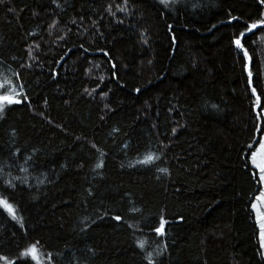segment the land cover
Instances as JSON below:
<instances>
[{
  "label": "trees",
  "instance_id": "obj_1",
  "mask_svg": "<svg viewBox=\"0 0 264 264\" xmlns=\"http://www.w3.org/2000/svg\"><path fill=\"white\" fill-rule=\"evenodd\" d=\"M13 89L0 264H264V0H0Z\"/></svg>",
  "mask_w": 264,
  "mask_h": 264
},
{
  "label": "snow or ice",
  "instance_id": "obj_2",
  "mask_svg": "<svg viewBox=\"0 0 264 264\" xmlns=\"http://www.w3.org/2000/svg\"><path fill=\"white\" fill-rule=\"evenodd\" d=\"M162 4H165L167 6L168 0H160ZM257 24H252L248 26V31H252L253 29L257 28ZM241 37L244 36V33L240 34ZM235 46L238 49H243V45L241 43L240 39H236L233 41ZM244 56L247 58L248 53L246 50H244ZM249 77L251 78V73H249ZM249 83L251 84V79L249 80ZM252 94L256 96L257 98V103H260V96L256 93L255 87L252 88ZM20 93H16L15 90L13 89L12 92L4 95H0V112H2L5 108V106L13 105V104H19L20 100L17 98ZM261 135L258 136V138L253 142L248 145L249 147V152L250 155L248 156L249 163L251 165V168L253 170V177L255 178L256 172H259V179L262 183H264V128L259 129ZM258 146V147H257ZM259 156V159H258ZM153 157L151 155L147 156L144 161H141L142 163H149L151 162ZM100 165H98L99 167ZM161 172H167V169H160ZM256 202L251 203V207L253 212H255L256 217H257V223L259 224L260 227V239H261V247L264 248V190H261L259 195L256 196L255 198ZM259 202V203H257ZM0 206L4 207L9 214L15 216V212L13 207L8 204L4 200H0ZM115 219L119 220L120 217L117 216ZM164 227V221L161 219L160 227H157L155 231L163 235V229ZM138 246L143 247V244L140 243ZM37 250L33 246V248L30 250V252L26 253V255H31L33 260L38 261V257L36 254ZM151 264V262H150Z\"/></svg>",
  "mask_w": 264,
  "mask_h": 264
},
{
  "label": "rangeland",
  "instance_id": "obj_3",
  "mask_svg": "<svg viewBox=\"0 0 264 264\" xmlns=\"http://www.w3.org/2000/svg\"><path fill=\"white\" fill-rule=\"evenodd\" d=\"M0 95H2L1 94V92H0ZM263 116H264V111H263ZM258 147V146H257ZM258 159H259V156H258ZM257 174H258V177H259V172L257 171ZM260 180V179H259ZM260 183H261V190H264V183H262L261 181H260ZM260 190V191H261ZM260 193V192H259ZM259 193L257 194V195H259ZM256 195V196H257ZM256 198V197H255ZM253 202H256L255 201V199H254V201ZM257 203H259V202H257ZM254 214H255V212H254ZM255 219H256V221H257V217H256V214H255ZM257 225H258V227H259V224L257 223ZM259 240H260V247H261V239H260V227H259ZM261 252H262V255H263V258H264V248H262L261 247Z\"/></svg>",
  "mask_w": 264,
  "mask_h": 264
},
{
  "label": "water",
  "instance_id": "obj_4",
  "mask_svg": "<svg viewBox=\"0 0 264 264\" xmlns=\"http://www.w3.org/2000/svg\"><path fill=\"white\" fill-rule=\"evenodd\" d=\"M20 100V99H19ZM21 104V100H20V103H19V105Z\"/></svg>",
  "mask_w": 264,
  "mask_h": 264
}]
</instances>
